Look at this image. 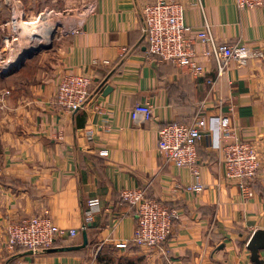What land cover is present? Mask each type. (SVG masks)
Instances as JSON below:
<instances>
[{
  "label": "crops",
  "instance_id": "0c3cea01",
  "mask_svg": "<svg viewBox=\"0 0 264 264\" xmlns=\"http://www.w3.org/2000/svg\"><path fill=\"white\" fill-rule=\"evenodd\" d=\"M150 1L0 0V57L5 36L18 40L43 15L26 41L12 43L11 53H19L10 68L0 67V264H254L246 245L264 230V2L241 10L232 0H180L197 54L206 48L198 30L204 23L217 43L261 53L244 65L230 60L220 74L213 59L199 57L204 73L195 76L148 53L142 9ZM19 13L31 24L13 23ZM65 74L91 78L77 111L54 102ZM145 102L153 117L132 119L131 109ZM198 116L208 128L193 174L166 161L157 140L164 124ZM223 122L230 136L222 135ZM234 138L252 142L260 155L250 198L225 177L221 147ZM196 183L200 192L185 190ZM134 188L177 209L160 250L132 243L135 217L120 191ZM95 197L102 206L86 224V245L82 230L57 239L52 250L7 246V225L44 208L57 227L79 230L85 203Z\"/></svg>",
  "mask_w": 264,
  "mask_h": 264
},
{
  "label": "built area",
  "instance_id": "2783aa9c",
  "mask_svg": "<svg viewBox=\"0 0 264 264\" xmlns=\"http://www.w3.org/2000/svg\"><path fill=\"white\" fill-rule=\"evenodd\" d=\"M238 9L250 10L260 7L264 0H232ZM57 14V13H54ZM143 30L147 36L148 53L159 61L173 64L177 68L189 71L195 76L204 73L200 58L213 59L217 73L225 71L230 60L244 65L251 58L260 57L257 49L248 45H229L217 43L211 33L210 25L204 23L201 40L206 48L200 54L194 50L195 40L190 36L194 29L183 22V7L180 0H151L142 9ZM23 13L12 14L11 20L17 22ZM42 14L33 19L42 21ZM22 21V19H21ZM31 22V21H30ZM28 24H31V23ZM24 24L26 22H23ZM56 32V30H55ZM10 37L5 36L3 43L7 46ZM91 78L80 74L63 75L56 87L54 102L67 111H77L82 108L89 94ZM141 116L144 120L153 117V108L149 102L136 104L130 111V117ZM208 122L203 116H198L191 123L171 121L158 130L157 148L159 154L176 167H188L197 174V143L204 136ZM223 136H230L232 129L222 123ZM222 164L225 167L226 179L240 186L244 197L253 195L251 183L260 167V155L252 142L234 138L221 147ZM102 156L106 150L99 151ZM203 185L196 183L185 186L188 192H200ZM120 201L129 205L135 217V228L132 243L141 250L151 252L162 249L172 231V225L177 215V209L157 199L149 198L142 190L123 189L120 191ZM102 204L99 198H89L85 203L84 224L79 230L69 229L67 232L53 224L48 209H42L24 219L11 222L6 227L7 246L9 248L23 247L32 252H42L53 247L57 239L68 234L74 237L78 231L86 230V224L91 222ZM125 242L116 243L124 247Z\"/></svg>",
  "mask_w": 264,
  "mask_h": 264
},
{
  "label": "water",
  "instance_id": "95a60500",
  "mask_svg": "<svg viewBox=\"0 0 264 264\" xmlns=\"http://www.w3.org/2000/svg\"><path fill=\"white\" fill-rule=\"evenodd\" d=\"M41 48V47H40ZM40 48H35L32 51H28L24 53L21 57L17 65H21L25 58L30 56L34 51H37ZM108 90V87H107ZM90 223H88V227H90ZM82 239L83 243L82 246L86 245L87 243V236L86 231H82ZM247 250L250 252V260L254 264H264V259L260 257V252L264 250V230L257 229L253 232L250 239L247 242ZM47 250H52V248H48Z\"/></svg>",
  "mask_w": 264,
  "mask_h": 264
},
{
  "label": "rangeland",
  "instance_id": "374dc122",
  "mask_svg": "<svg viewBox=\"0 0 264 264\" xmlns=\"http://www.w3.org/2000/svg\"><path fill=\"white\" fill-rule=\"evenodd\" d=\"M21 20V19H20ZM32 20H33V18H32ZM32 20H22L21 22L23 23V22H26V23H29L30 21H32ZM38 22L39 21H37L36 23H37V25H38ZM34 26H35V24H34ZM19 32H20V30H18ZM21 33V32H20ZM53 33V32H52ZM22 36V37H21ZM25 37L26 36H23V34L21 33L20 34V36H19V38H18V40H16V41H12L11 40V38H9L8 39V41H7V47H6V50L5 51H3L2 53H1V57H0V67H3V68H6V69H3V72H5L7 69H9L10 67H6L7 65H6V63L10 60V58L14 55V52L15 51H13L12 53H11V49H13V45H12V43L15 45L16 43H19V42H21V41H23V40H25ZM52 37V36H51ZM26 41V40H25ZM29 41V43L30 42H33L32 41V39H30L29 37L27 38V42ZM34 43V42H33ZM3 46V49H4V46H6L5 44L4 45H2ZM42 46H45L44 44L43 45H41L40 47H42ZM39 47V48H40ZM13 54V55H12ZM16 67H18V65L17 64H15V65H13L12 66V68H16Z\"/></svg>",
  "mask_w": 264,
  "mask_h": 264
},
{
  "label": "bare ground",
  "instance_id": "6f19581e",
  "mask_svg": "<svg viewBox=\"0 0 264 264\" xmlns=\"http://www.w3.org/2000/svg\"><path fill=\"white\" fill-rule=\"evenodd\" d=\"M17 21H18V22H21L20 19H18ZM42 22H43V21H42ZM34 24H35V26H34ZM38 24H40V23H38ZM36 28H37V26H36V22H34L33 24L30 25V29H29L26 33H23V32H21V33L23 34V36H28V35H31V33H34L35 30H36ZM42 34H43V33H42ZM43 35H45V34H43ZM32 50H33V49H31L30 51H32ZM18 53H19V51H17L14 55L17 56ZM22 55H23V54H22ZM22 55H19V56H18V61H17V63L19 62L20 57H21ZM17 63H16V64H17Z\"/></svg>",
  "mask_w": 264,
  "mask_h": 264
},
{
  "label": "trees",
  "instance_id": "16d2710c",
  "mask_svg": "<svg viewBox=\"0 0 264 264\" xmlns=\"http://www.w3.org/2000/svg\"><path fill=\"white\" fill-rule=\"evenodd\" d=\"M178 122V121H177ZM55 244V243H54ZM54 246V245H53Z\"/></svg>",
  "mask_w": 264,
  "mask_h": 264
}]
</instances>
